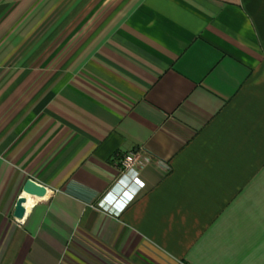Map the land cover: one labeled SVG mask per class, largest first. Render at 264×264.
<instances>
[{"label": "crops", "instance_id": "obj_1", "mask_svg": "<svg viewBox=\"0 0 264 264\" xmlns=\"http://www.w3.org/2000/svg\"><path fill=\"white\" fill-rule=\"evenodd\" d=\"M0 264H264V0H0Z\"/></svg>", "mask_w": 264, "mask_h": 264}, {"label": "water", "instance_id": "obj_2", "mask_svg": "<svg viewBox=\"0 0 264 264\" xmlns=\"http://www.w3.org/2000/svg\"><path fill=\"white\" fill-rule=\"evenodd\" d=\"M46 193L47 188L44 185L37 183L31 178L27 179L23 186V195H21L15 203L13 216L18 220H21L25 216V195H29L30 197L43 198L45 197Z\"/></svg>", "mask_w": 264, "mask_h": 264}, {"label": "built area", "instance_id": "obj_3", "mask_svg": "<svg viewBox=\"0 0 264 264\" xmlns=\"http://www.w3.org/2000/svg\"><path fill=\"white\" fill-rule=\"evenodd\" d=\"M142 159L149 160V157L145 156L140 149L123 154L117 165L119 172L122 175L133 174L136 177V170Z\"/></svg>", "mask_w": 264, "mask_h": 264}, {"label": "bare ground", "instance_id": "obj_4", "mask_svg": "<svg viewBox=\"0 0 264 264\" xmlns=\"http://www.w3.org/2000/svg\"><path fill=\"white\" fill-rule=\"evenodd\" d=\"M26 197V203L25 206H27V208H30V206L32 205L34 199H32L29 195H25ZM26 208V207H25Z\"/></svg>", "mask_w": 264, "mask_h": 264}]
</instances>
